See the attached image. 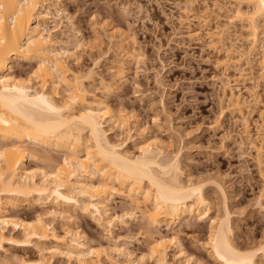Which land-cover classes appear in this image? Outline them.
Instances as JSON below:
<instances>
[{"label":"rangeland","instance_id":"1","mask_svg":"<svg viewBox=\"0 0 264 264\" xmlns=\"http://www.w3.org/2000/svg\"><path fill=\"white\" fill-rule=\"evenodd\" d=\"M186 1L60 0L61 11L57 14L52 9L53 22L47 25L58 51L70 54L66 59L69 77L76 75L88 99L105 100L122 118L121 126L106 124L109 140L132 155H137L135 146L148 140L162 146L166 158L175 156L181 179L202 183L211 205L210 216L223 217L227 211L233 243L246 248L264 239V201L259 200L264 181L251 144L260 117L264 119V74L260 73L259 59L264 35L259 36L262 52L257 49L247 56L246 23L225 17L226 9L220 12L212 7L215 1L223 4L229 0H195L199 10L204 3L211 6V27L226 30L222 42L211 48L198 23L189 13L184 14ZM239 8L248 13L252 9L245 3ZM188 33L196 34L189 38ZM228 53L236 59L242 55L237 64L225 70L217 61ZM33 67V62L11 63L12 74L18 79L30 76ZM239 67L245 69V81L238 78ZM258 74H263L262 78ZM227 79L228 87L224 85ZM230 91L244 102L241 115L229 106ZM241 117L248 125L250 139L242 131ZM2 144L0 141V147ZM32 148L35 157L27 161L29 169L62 161L64 152ZM107 209L116 218L112 227L100 224L95 215L48 202L38 205L24 198L11 200L6 210L10 218L40 217L49 225L58 240L50 239L43 246L50 264H78L54 250L61 247L62 239H69L68 233H78L88 247L103 248L113 261L123 262L126 258L119 252L127 250L134 264H155L146 257L147 242L138 218L124 215L132 212L128 199L113 195ZM209 226L208 218L186 217L174 229L164 225L153 229L154 236L176 237L183 249V255L178 256L170 247L162 264H219L207 244ZM5 247L25 264H39L31 248ZM105 254L103 264H113ZM186 257L193 262L186 263ZM258 262L264 264V259Z\"/></svg>","mask_w":264,"mask_h":264},{"label":"bare ground","instance_id":"2","mask_svg":"<svg viewBox=\"0 0 264 264\" xmlns=\"http://www.w3.org/2000/svg\"><path fill=\"white\" fill-rule=\"evenodd\" d=\"M244 3L252 7L250 13L239 8ZM59 4L60 0H0V141L3 142L0 147V256H3L0 264L26 263L5 246L31 248L37 253L39 264H50L43 246L50 239L58 242L40 217L33 220L10 218L6 209L11 200L24 198L38 205L48 202L79 210L95 215L100 224L112 227L116 218L109 214L107 203L113 195L128 199L132 212L124 215L129 219L138 218L147 242L146 257L155 264L166 261L170 247H174L178 256L183 255V249L176 237L154 236L153 229L163 225L174 229L186 217L210 220L207 244L219 264H260L258 260L264 259V239L246 248L236 246L231 239L228 212L223 217L210 216L211 205L204 196L202 183L190 178L183 181L175 156L166 158L163 147L148 140L135 146L137 155L127 153L121 144L109 140L106 124L121 126L123 120L105 100L88 99L76 75L69 77L66 65L69 52L58 51L52 29L47 25L53 22L51 10L57 14L61 11ZM213 6L220 12L226 9L225 17L246 23L247 56L261 48L259 36L264 35V31H260L264 24V0H229L223 4L215 1ZM210 7L204 3L199 10L195 0H187L186 12L183 11L198 23L209 47L215 48L222 42L226 30L210 26ZM189 33L186 37L193 38L197 32ZM229 54L217 61L225 70L237 64L242 55H237L236 59ZM262 55L259 71L264 74V50ZM13 60L33 62L30 76L26 79L13 76ZM239 68L238 78L245 81V69ZM263 74L258 77L262 78ZM226 81L224 85L228 87L230 82ZM228 102L232 112L241 115L244 102L232 91ZM260 118L251 144L259 175L264 181V119ZM241 121L242 131L250 139L248 125L243 117ZM32 146L64 152L62 161L29 169L26 163L35 157ZM217 187L223 193L222 188ZM259 200L264 201V185ZM68 234L69 239H62L61 247L54 250L78 264H103L106 250L86 246L78 233ZM127 252H119L127 259L123 262L113 261L106 254L105 258L113 264H134L135 259L131 260L132 255ZM185 261L193 262L190 257Z\"/></svg>","mask_w":264,"mask_h":264}]
</instances>
